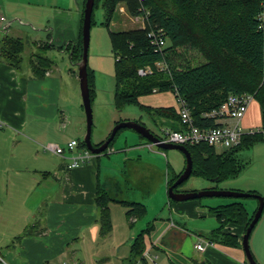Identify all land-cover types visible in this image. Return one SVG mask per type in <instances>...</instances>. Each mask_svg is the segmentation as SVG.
Listing matches in <instances>:
<instances>
[{
  "label": "crops",
  "instance_id": "crops-1",
  "mask_svg": "<svg viewBox=\"0 0 264 264\" xmlns=\"http://www.w3.org/2000/svg\"><path fill=\"white\" fill-rule=\"evenodd\" d=\"M0 2L7 18L13 20L7 33L22 39L31 34L36 48L48 42L51 47L47 53L55 61L45 76L40 77L33 70V57L27 58L25 50L20 68L4 60L1 40L5 32L0 22V251L10 264H94L91 249L95 256H116L120 252L119 257L126 259L130 252L127 241L134 237L131 228L136 224L131 225L128 205L121 200L137 201L130 198L132 188L147 185L152 192L155 177L162 173L159 160L144 150L145 143L113 146L112 151L96 155L74 168L69 167V156L54 152L58 145L66 146L64 141L68 143L76 138L70 136L73 116L64 91L63 74L70 70V63H66L64 70L57 60L67 62L68 43L80 37L86 0ZM74 91L70 93L74 95ZM165 93L169 94L171 102L150 103L147 98L155 94L141 96L140 102L177 109L174 93ZM75 102L79 109L78 100ZM241 123L245 128L262 126L261 106L256 98ZM160 124L181 127L178 119L168 117H162ZM247 149L251 156L255 151L253 154L258 161L264 159V140ZM243 174L242 170L221 188L254 190L264 195V176L247 179ZM133 179H138L140 184L132 186ZM99 184L108 189L113 198L110 201L112 230L106 235L100 233L99 210L95 203ZM165 186L168 189V178ZM208 188L212 189H202ZM232 202L170 201L168 198L169 214L158 212L149 220H154L155 224L147 236L150 253L162 264H194L191 259L196 254L209 258L214 264H250L243 246L244 224L231 222L224 228L238 236L236 246L207 238L209 232L219 226L217 214L210 207ZM243 203L251 215L258 208L255 203L251 208ZM140 227H145L144 222ZM27 229L32 232L25 234ZM201 240L208 242L205 250L196 248ZM101 244L105 246L104 253L99 248ZM253 254L264 264L260 251Z\"/></svg>",
  "mask_w": 264,
  "mask_h": 264
},
{
  "label": "trees",
  "instance_id": "trees-1",
  "mask_svg": "<svg viewBox=\"0 0 264 264\" xmlns=\"http://www.w3.org/2000/svg\"><path fill=\"white\" fill-rule=\"evenodd\" d=\"M120 3L132 15L144 14L141 9L143 6L150 13L144 27L109 31L115 57L114 104L118 110L127 105H138L156 120V117H168L178 119L181 124L175 107L151 106L140 102L141 96L153 93L154 89L158 92L170 91L187 101L197 124L213 127L217 123L214 119L203 117V112L220 107L232 93L247 92L253 93L260 103L264 128V28L261 27L263 21L259 18L260 15L264 16V0H96L95 8L101 5L104 11L102 24L110 25ZM96 22L93 14L92 25ZM157 29H163L166 34L167 46L163 50L156 48L148 36L150 30ZM50 47L45 42L38 47L42 52L33 54V70L40 77L45 76L55 65V61L47 53ZM25 48L26 43L20 37L5 33L1 40L3 59L17 68L21 67L24 60ZM66 49L73 50L72 60L76 65L83 55L82 29L78 41L68 43ZM183 49L198 50L206 61L192 65ZM159 60H165L170 65V73L155 71L145 76L139 74L140 67ZM88 72L93 102L96 95V75L89 66ZM119 121L122 120L116 123ZM137 121L146 125L142 120ZM123 129L117 132L110 148ZM139 136L146 139L141 134ZM105 139L94 144L100 145ZM78 140L80 148L87 147L83 139ZM262 140V134H247L239 145L223 152H217L214 146L208 144L188 145L194 160L192 174L217 180L235 178L247 164L237 152ZM147 142L148 139L144 143ZM183 170L169 176L168 186L179 178ZM250 192L258 193L254 190ZM112 199L109 190L99 184L95 203L99 210L100 233L103 235L112 230ZM170 201L173 199L170 198ZM121 202L128 205L127 216L131 225H135L149 213V206L143 202ZM210 210L217 214L219 226L212 229L207 238L212 242L233 246L238 244V236L226 232L224 228L234 222L244 224L247 230L257 211L251 215L239 200L210 207ZM154 228V220L149 221L134 235L129 264H154L144 255L148 248L147 236ZM31 232L27 229L25 234ZM191 260L194 264H214L209 258L197 254Z\"/></svg>",
  "mask_w": 264,
  "mask_h": 264
},
{
  "label": "rangeland",
  "instance_id": "rangeland-1",
  "mask_svg": "<svg viewBox=\"0 0 264 264\" xmlns=\"http://www.w3.org/2000/svg\"><path fill=\"white\" fill-rule=\"evenodd\" d=\"M125 5L120 3L115 11L114 17L111 20L109 26L106 24H102L101 22L104 20V11L101 5L97 6L94 9V20L97 22L92 25L91 30V44L89 49V67L95 71V89L96 95L93 100V113H94V123H93V130H92V141L99 142L105 139L110 132L112 131L116 121L118 120H142L146 123V125L152 129L156 134L160 135L161 133V124L162 117H156L154 119L150 116L146 111L142 110L138 105H127L122 110H118L114 104V95H115V76H114V63L115 57L111 47L109 31H125L134 28L142 27V19L138 17H134L131 13L126 10H122L121 8L125 9ZM24 41L26 43L25 48V55L27 58L34 57L33 53L42 52L41 50L36 48L33 44L32 35L24 36ZM45 39V37H44ZM186 53V57L189 59V62L192 65L199 64L201 62L206 61L204 56L195 49H183ZM184 57V56H183ZM60 61V63L58 62ZM64 59L57 60V63L61 65V68L65 70L66 63H70V70L64 72V91L67 100H69L68 107L72 113V121L71 124V133L70 136H74L77 139H83L85 132H86V113L83 107V99L81 96V89H80V81H79V74H78V67L77 65L71 63L70 57L68 54L65 56ZM76 66V68H74ZM62 70V71H64ZM67 73L71 76H67ZM73 77V79H72ZM74 91V95L70 92ZM158 93V92H156ZM70 94V95H69ZM155 94V92L151 93ZM64 96V97H65ZM148 101L150 103H157V100L164 101V102H171V98L168 93L162 92L152 96H149ZM78 100L77 106L79 109L75 107L76 102ZM160 120V122H159ZM70 138V137H69ZM147 139L140 138L138 132L132 128H124L120 134L118 135L116 141L114 142L113 146L120 147L129 143H144ZM63 145L67 146V141L63 142ZM228 148L220 146L217 148V152H223ZM247 148L241 149L237 152L238 156L241 159L248 162L246 167L243 169V175L247 177V179H256L254 176H264V159L262 161H258V158L255 154L252 156L250 150H246ZM152 157L159 160L160 167L162 169V173L160 172L155 177V184L153 187L152 192L149 190V186L145 185L143 188L139 187L138 189L132 188L130 189V198L132 200H136L143 202L145 204H149V214L146 215L143 219L139 220L136 223L134 228H131L132 235L136 234L143 225H147V221L151 220L155 214L159 212V214H169V206L167 205L168 202V190L166 185V180L172 175L173 172H180L186 165V155L183 151L179 149H163L161 147L155 146L154 149L145 148ZM165 152V154H164ZM167 154V155H166ZM256 158V161H255ZM251 159V160H250ZM262 171V172H260ZM229 178L225 180H212L205 178L203 176H197L192 174L187 180H185L180 186V190H200L203 187H211L213 189H223L221 187L225 186L227 181H231ZM138 179H133L134 183L131 184L136 185L140 184ZM137 186V185H136ZM261 194V193H260ZM263 195V194H262ZM264 196V195H263ZM136 198V199H135ZM201 199L203 202H208L209 200H219L223 202H232L234 200H239L246 202L247 205L252 206V204H256L255 206L259 205V199L256 197H242V198H235V197H228V196H205ZM251 203V205H250ZM249 208V207H248ZM249 208V209H250ZM159 209V211H158ZM251 212L253 209H250ZM162 212V213H161ZM192 224V223H190ZM193 229V227H190ZM23 232V231H21ZM133 238L127 241L128 247H131ZM250 246L254 252L260 251L262 253L261 258L264 260V212L259 219L258 223L256 224L255 228L252 231L250 237ZM101 248L102 253L105 252V246L101 244L99 246ZM108 248V247H106ZM93 252L91 255L94 258V264H116L118 261L120 264H129V255L126 259H122L120 256V252L113 255H105L100 254L95 256L94 250L91 249ZM89 254V253H88ZM90 255V254H89ZM91 256H89L90 258ZM119 258V260H118ZM260 263V261L257 259ZM158 264H162L157 260ZM91 264V263H90Z\"/></svg>",
  "mask_w": 264,
  "mask_h": 264
},
{
  "label": "built area",
  "instance_id": "built-area-1",
  "mask_svg": "<svg viewBox=\"0 0 264 264\" xmlns=\"http://www.w3.org/2000/svg\"><path fill=\"white\" fill-rule=\"evenodd\" d=\"M121 9L126 10V7L125 9ZM141 9L144 11V14L133 16L141 18L143 23L142 27H144L150 12L149 9L144 6L141 7ZM259 18L263 21L261 27L264 28V16L260 15ZM9 21L10 20L4 13L3 6L0 2V22L2 23L1 28L4 32L9 28V26H6ZM148 36L151 39V43L159 50H163L167 46V38L163 29H157L156 31L150 30ZM155 71L170 73L171 68L165 60H159L154 64H148L139 68V74L143 76L154 73ZM154 92L156 93L158 90L154 89ZM175 98L177 111L180 116L181 128L176 129L161 124V135L159 137L163 142H172L186 146L208 144L214 147L223 146L226 148H232L239 145L242 142L243 137L247 134L259 133L264 136V128L262 126L258 128H245L241 123L250 103L255 99L253 93H232L220 107L203 112V117L215 120L217 125L213 127L197 124L192 115V108L187 101L182 97L175 96ZM155 146L157 145L151 141L143 145V147L149 149H154ZM112 150L113 149L110 148L108 151ZM54 152L63 157L69 156L71 158L69 167L71 168L91 161L97 155L88 147L80 148L79 140L77 138L70 139L67 146L58 145L54 148ZM207 243V241L204 242L201 240L196 244V248L199 250H205ZM144 255L148 257L152 263H157V256L152 255L149 248L145 250ZM0 264H10L1 251Z\"/></svg>",
  "mask_w": 264,
  "mask_h": 264
},
{
  "label": "water",
  "instance_id": "water-1",
  "mask_svg": "<svg viewBox=\"0 0 264 264\" xmlns=\"http://www.w3.org/2000/svg\"><path fill=\"white\" fill-rule=\"evenodd\" d=\"M95 1L96 0H86L85 7L83 10V25H82V40H83V55L80 60L76 62L78 67L79 81H80V89L81 96L83 99V107L86 113V132L83 140L85 141L87 147L97 155L104 154L106 151L110 149V144L114 140L117 132L122 128H132L141 134L143 137L148 139L149 141L155 143L158 147L163 149H179L183 151L186 155V165L179 176V178L170 186H168V196L169 198L175 201H184L189 199H199L205 196H228L235 198L242 197H256L259 199V205L257 211L254 215L253 220L249 224L245 234L243 235V246L246 251L247 258L250 264H260L255 258L251 246H250V237L253 229L258 223L264 212V196L260 193H252L250 191H240V190H228V189H201L194 191H175V187L179 184L183 183L187 180L193 173L194 160L191 151L186 145L172 143V142H163L160 137L156 135L148 126L145 124L138 122L137 120H123L116 123L110 132L109 136L105 139V141L100 145H95L92 141V130L94 123V113H93V103L91 97V87L89 82V49L91 44V30H92V20L95 9ZM21 23L23 21L18 19ZM13 20H10L7 23V27L11 25ZM7 33V31H5ZM73 50H70V61L71 63H75L72 60ZM136 158V157H135Z\"/></svg>",
  "mask_w": 264,
  "mask_h": 264
},
{
  "label": "flooded vegetation",
  "instance_id": "flooded-vegetation-1",
  "mask_svg": "<svg viewBox=\"0 0 264 264\" xmlns=\"http://www.w3.org/2000/svg\"><path fill=\"white\" fill-rule=\"evenodd\" d=\"M146 126H147V125H146ZM153 132H154V131H153ZM184 168H185V167H184ZM176 180H177V179H176ZM176 180H175V181H176ZM212 180H217V179H212ZM175 181H174V182H175ZM174 182H173V183H174ZM173 183H172V184H173ZM181 184H182V183H181ZM181 184H179L178 186L175 187V191H187V190H180V189H179V186H180ZM188 191H189V190H188ZM197 191H198V190H197Z\"/></svg>",
  "mask_w": 264,
  "mask_h": 264
}]
</instances>
